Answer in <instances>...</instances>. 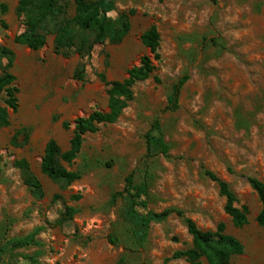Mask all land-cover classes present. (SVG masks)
<instances>
[{"label": "rangeland", "instance_id": "rangeland-1", "mask_svg": "<svg viewBox=\"0 0 264 264\" xmlns=\"http://www.w3.org/2000/svg\"><path fill=\"white\" fill-rule=\"evenodd\" d=\"M0 2L7 5L0 12V47L13 52L10 71L19 88L18 109L9 111V125L0 127V245L29 235L38 242L8 249L13 264H189L171 258L191 246L180 217L150 223L145 241L137 245L121 216L124 200L109 202L124 188L127 174L133 172L139 182L144 171L149 174L147 209L179 208L201 230L224 222L225 232L244 247L230 264H264V226L255 221L260 203L246 181L254 176L264 183V0H113L109 15L131 11L130 30L118 43L95 45L88 56L72 49L56 53L53 35L37 50L15 43L23 30L18 0ZM151 25L160 35L158 58L140 40ZM143 55L151 57L154 71L133 85V99L119 117L85 134L71 163L60 160L81 177L64 184L42 175L49 138L65 151L77 117L107 111L100 74L122 80ZM79 64L85 67L83 80L73 77ZM182 74L189 79L179 106L165 110L171 86ZM155 118L169 150L146 158L144 136ZM20 127L29 130L28 143L13 146L11 137ZM20 158L40 178L42 199L31 195L13 166ZM203 168L228 183L236 206L248 207L244 226L235 227L224 213V198ZM75 193L81 197L70 199ZM56 194L60 198L53 200ZM64 206L76 212L57 224Z\"/></svg>", "mask_w": 264, "mask_h": 264}, {"label": "trees", "instance_id": "trees-1", "mask_svg": "<svg viewBox=\"0 0 264 264\" xmlns=\"http://www.w3.org/2000/svg\"><path fill=\"white\" fill-rule=\"evenodd\" d=\"M114 8L113 0H18L16 11L22 17L23 30L14 37V42L37 50L45 45L49 35H53V48L56 53L72 49L81 56H88L95 45L105 42L118 43L128 34L131 11H123L116 17H111L109 14ZM6 11L7 5L0 2V12ZM2 24L5 26L3 22ZM140 40L143 46L148 48L155 58H158L156 51L160 35L157 27L155 25L148 27L141 34ZM2 58L6 59L5 64H2ZM13 60V52L8 48L0 47L2 70L0 93H2L3 103H0V127L9 125V111L14 113L18 109L19 88L15 84V75L10 71ZM154 68L151 57L143 55L139 64L128 69L127 76L122 80L108 81L103 74H100L101 80L107 86V111L93 110L87 116L77 117L74 120L69 147L65 151H61L54 138H49L43 149L40 173L55 182L64 184L78 180L82 173L66 169L60 160L71 163L81 150L85 134L96 132L99 124L114 122L123 108L133 99V85L149 78ZM73 77L77 80L84 79L83 64L77 66ZM188 79V74H182L172 84L167 95L165 110L173 111L178 108L180 91ZM63 125L68 127L67 122ZM28 138L29 130L26 127H20L14 131L10 144L22 146L28 143ZM144 140L146 158L168 154L169 145L163 138L157 118L153 120ZM13 166L19 170L23 183L31 195L35 199H42L44 197L42 182L31 169L29 162L20 158L13 162ZM203 173L217 184L219 194L224 198L223 211L230 217L232 224L237 228L244 226L248 220V207L236 206V197L228 183L216 173L207 168H203ZM148 176V171H144L143 178L135 182L134 173L130 172L124 177V188L113 192L109 199L110 204L118 198L124 200L121 216L129 225L131 238L135 244L141 245L145 241L150 223L160 222L174 214L183 220L191 236V246L175 251L171 256L172 259L182 258L189 264H230L232 257L243 253V244L225 232L224 222H219L214 230H201L179 208H165L159 212L147 209ZM246 181L256 193L260 203L255 221L259 226H264V183L254 176H246ZM80 197V193H75L70 196V199L77 200ZM58 198L60 196L57 194L53 196V200ZM75 212V208L64 206L56 223L70 221ZM36 243L38 242L33 235L9 239L5 245H0V264H13L8 258V249L13 250ZM26 258L35 261L33 257Z\"/></svg>", "mask_w": 264, "mask_h": 264}]
</instances>
